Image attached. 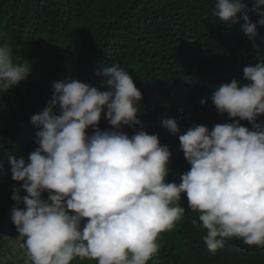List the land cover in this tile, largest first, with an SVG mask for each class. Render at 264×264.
I'll list each match as a JSON object with an SVG mask.
<instances>
[{
	"label": "clouds",
	"instance_id": "obj_1",
	"mask_svg": "<svg viewBox=\"0 0 264 264\" xmlns=\"http://www.w3.org/2000/svg\"><path fill=\"white\" fill-rule=\"evenodd\" d=\"M262 6L253 0L255 22L243 0H216L214 15L228 25L243 21L257 48L264 42ZM16 59L0 46V95L31 75V63ZM101 74L99 86L54 80L46 106L30 117L38 146L27 157H10L11 179L22 182L12 188L10 220L24 264H148L159 255L160 234L184 218L182 196L198 213L192 224L206 230L210 252L232 238L264 247V56L243 67V81L214 87L210 100L229 122L182 132L176 118L162 119L190 165L178 183L168 179L172 151L139 118L143 93L133 76L117 63ZM102 119L109 128H100Z\"/></svg>",
	"mask_w": 264,
	"mask_h": 264
},
{
	"label": "trees",
	"instance_id": "obj_2",
	"mask_svg": "<svg viewBox=\"0 0 264 264\" xmlns=\"http://www.w3.org/2000/svg\"><path fill=\"white\" fill-rule=\"evenodd\" d=\"M243 2L255 22L253 0ZM215 4L216 0H0V46L12 48L17 63L26 49L38 69L13 87L14 93L0 98L4 108L0 113V264L14 263L11 255L18 248V233L10 220L15 204L11 193L13 185L22 182L11 179L9 160L27 157L38 146L30 117L46 106L54 80L76 78L99 86L106 77L97 75L98 70L102 73L113 63L124 67L143 93L139 118L147 132L158 134L173 153L168 179L177 183L190 165L179 148L178 135L164 128L162 119L176 118L182 132L194 124L211 129L229 122L212 104V91L233 78L243 81V67L264 56V42L253 48L242 31L243 21L220 22L214 15ZM259 30L264 35V27ZM202 98L207 103L201 104ZM241 123L251 127L246 120ZM109 127L102 119L100 128ZM26 194L21 190V196ZM43 195L46 198L47 193ZM180 203L186 208L184 218L173 230L160 234L159 255L148 264H264V247L248 246L237 238L210 252L202 240L206 230L192 224L198 213L187 208L186 196ZM72 264L97 261L76 259Z\"/></svg>",
	"mask_w": 264,
	"mask_h": 264
},
{
	"label": "rangeland",
	"instance_id": "obj_3",
	"mask_svg": "<svg viewBox=\"0 0 264 264\" xmlns=\"http://www.w3.org/2000/svg\"><path fill=\"white\" fill-rule=\"evenodd\" d=\"M31 49H34V48L31 47ZM25 59L28 60L31 63L32 69L38 71L35 59L32 58V57H30V56H28V53H27V50L26 49H24L23 54L21 55V58L19 60V63L22 60H25ZM31 74H32V72H31ZM9 92H11V94H12L15 91L12 88V89L9 90ZM0 98H1V95H0ZM3 103H4L5 106L7 105V102L6 101H3ZM0 113H4V108H0ZM21 259H23L22 262L21 261L19 262V260H21ZM24 259H25V253H24L23 250L18 249V248L17 249H13V253L11 255V260L14 263H12V264H24Z\"/></svg>",
	"mask_w": 264,
	"mask_h": 264
}]
</instances>
